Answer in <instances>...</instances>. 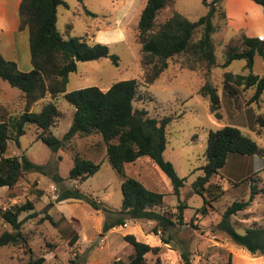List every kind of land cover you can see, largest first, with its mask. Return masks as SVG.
<instances>
[{"label":"rangeland","instance_id":"1","mask_svg":"<svg viewBox=\"0 0 264 264\" xmlns=\"http://www.w3.org/2000/svg\"><path fill=\"white\" fill-rule=\"evenodd\" d=\"M63 1L67 6L57 7L58 31L64 37L87 36L104 43L110 54L116 56L115 61L108 56L77 62L76 71L69 73L67 91L87 86L106 90L112 83L130 78L143 82L136 25L146 0ZM0 3V53L7 59L15 58L20 70L31 69L27 30L10 32L3 25L8 22L3 8L7 7L8 10L10 4L7 5L2 0ZM215 5L217 12L212 19L218 29L213 38L220 65L229 45L241 47L240 36L244 35V30H237L238 24L235 22L225 23L221 0ZM208 7L202 0H172L156 15L155 23H160L173 11L194 21L204 15ZM85 8L96 15L87 13ZM12 15L16 17V11ZM17 23L15 20L14 26ZM200 32V28L196 29L192 40L197 39ZM5 48L9 49L8 52H4ZM261 60L258 56L255 57L253 72H262ZM168 62V67L151 84L140 86L143 98L136 101V104L146 108L151 116L175 117L166 128L167 142L163 158L172 163L180 177L185 178L184 184L179 193L174 194L168 176L148 156L126 163L124 170L127 177L135 178L146 188L163 194V205L158 209L172 217L176 221L175 225L167 231L159 230L155 233L152 230L155 221L139 219L129 220L126 226H118L112 231L102 232V226L96 230L98 212L103 213L81 200L57 201V189L59 186H77L108 206L120 207L122 178L104 159L105 144L101 136L92 134L83 138L74 137L63 149L53 152L41 140L35 141L37 129L34 124L29 123L18 143L8 141L4 155L24 154L32 162L42 165L44 172L26 173L14 187H0V212L12 204L25 201H31L34 206L19 215L23 220L21 231L25 242L0 246V264H22L29 257L37 256H44V264H69L71 259L80 264H113L115 257L121 259L117 264H125L132 251L131 245L123 239L126 233L133 234L137 240L151 246H159L156 253L145 254V264H264V255L252 254L236 245L217 227L223 211L232 201L248 198L252 182L264 187V155L256 156L262 165L257 170V161L249 164L247 159H237L240 154H230L224 167L207 184L204 196L210 200L212 207L206 205V215L198 211L203 204V196L192 190L194 179L202 174L201 166L205 163L204 152L210 129L215 130L224 125L236 126L264 146V127L259 133L256 130V116L260 114L264 118V95L260 102L251 101L254 89L231 83L224 85L222 82L225 71L238 74L247 72L244 59L233 60L225 68L218 65L210 69L188 59L187 53L176 55ZM191 64H195V68L187 66ZM206 81L217 88L221 113L218 120L209 111L208 99L198 93L199 87ZM229 87L230 94L227 93ZM56 102L62 113L51 130L54 135L61 137L71 124L73 107L61 96ZM23 104L21 91L0 79V109L5 106L8 112L20 113ZM40 107L41 101L35 103L31 110L37 112ZM75 153L100 163L94 174L80 182L68 177ZM54 173L64 180L61 183L54 182ZM218 193L220 196L215 198ZM180 202L186 206L183 208L182 221L176 217ZM34 212L35 216L27 217L28 213ZM46 214L51 219H41ZM230 221L240 233L254 222H263L264 192L255 195L251 205L232 215ZM4 230H11V226L0 215V233ZM74 235L75 240L69 244ZM161 238L167 242H163ZM182 250L187 253L188 263L181 257Z\"/></svg>","mask_w":264,"mask_h":264},{"label":"trees","instance_id":"2","mask_svg":"<svg viewBox=\"0 0 264 264\" xmlns=\"http://www.w3.org/2000/svg\"><path fill=\"white\" fill-rule=\"evenodd\" d=\"M171 1L146 0L140 11L136 37L140 44L139 61L143 82L137 78H130L114 82L106 90L97 86H87L67 91L69 73L76 71L77 62L108 56L115 61L116 56L110 54L108 46L104 43L91 40L87 36L64 37L58 31L57 7L67 6L65 1L18 0L16 9L18 30H27L31 69L20 70L14 60L6 59L0 53V79L18 88L24 101L20 113H11L0 119V187H14L26 173L44 172L42 165L32 162L24 154L4 155L8 141L13 140L18 143L19 137L25 133L27 124L32 123L36 126L35 141L41 140L53 152L63 149L74 137L83 138L99 134L105 144L104 159L122 178L120 207L108 206L81 191L77 186H59L57 201L81 200L95 210L101 211L104 215L102 232L116 226H124L129 220L139 219L155 221L152 229L155 233L159 230L167 231L175 225L176 221L172 217L158 209L163 205V194L146 188L135 178L127 177L124 170L126 163L134 162L141 156H148L168 176L173 186V193H179L185 178L180 177L172 163L163 158V150L167 142L166 128L175 117L149 115L146 108L136 104V101L143 98L139 88L141 85L151 84L168 67L169 59L181 53H187L188 59L204 64L209 69L219 65L213 38L218 25L212 19L217 12L216 5L210 7L207 0H202L203 4L209 7L208 11L197 20L190 21L181 13L173 11L156 24V15ZM251 1L262 7L264 15V0ZM85 10L89 14L96 15L86 8ZM221 14L224 16L223 12ZM198 28L201 29L200 35L192 40ZM240 41V48L234 45L228 46L219 66L225 68L233 60L244 59L247 72L238 74L225 71L222 74V82L224 85L231 83L242 85L244 88H254L251 101L260 102L259 98L264 94V73L253 72V66L256 56L264 60V36L258 38L241 35ZM187 66L195 68V64ZM230 92L229 87L227 93ZM198 93L208 99L209 111L213 117L220 119L217 88L206 81L199 87ZM59 96L73 107L71 124L61 137L54 135L51 130L62 113L56 102ZM40 101L39 111L31 110L32 106ZM262 127H264V118L259 114L256 116L258 133ZM231 153L263 156L264 146L259 145L236 126L224 125L208 131L204 152L205 163L201 166L202 174L192 183V190L203 196V204L198 208L202 215L207 214L206 205L212 207L210 200L204 196L207 184L224 166L227 156ZM72 159L73 164L69 169L68 177L79 182L94 174L100 167V163H95L78 153H75ZM52 180L61 183L64 178L54 173ZM262 192L264 187L252 182L248 198L232 201L217 223V227L224 231L233 243L258 255H264V221L254 222L240 233L235 229L230 218L246 210L255 195ZM218 196L219 193L215 194V198ZM33 207L31 201H25L1 210V218L10 224L11 230L0 233V246L25 242V236L21 231L23 220L19 215ZM185 207L181 202L177 205L176 217L179 221H182ZM35 215V212L28 213L27 217ZM47 218L51 219L48 214L41 219ZM75 238L76 235L69 240V244H72ZM123 239L132 247L125 264H145V254L156 253L159 250V246H151L139 241L131 233L124 234ZM161 240L167 242L162 238ZM181 257L188 263L187 253L183 250ZM44 261V256L29 257L22 264H44ZM119 262H121L120 258L113 264ZM69 264L80 263L71 259Z\"/></svg>","mask_w":264,"mask_h":264},{"label":"crops","instance_id":"3","mask_svg":"<svg viewBox=\"0 0 264 264\" xmlns=\"http://www.w3.org/2000/svg\"><path fill=\"white\" fill-rule=\"evenodd\" d=\"M1 1V0H0ZM3 3H6L7 5L10 4V6L7 7L6 9L3 8L6 17V20L8 21L7 23L5 22L3 25H6V27H8V29H10L9 31L11 32H16L19 31L18 30V23H17V18L14 17L12 15V12H15L17 9V4H18V0H2ZM222 1V5H223V9H224V13H225V23L226 24H231V23H236L238 24L237 30H241V28L245 31H242L245 36H249V37H261L264 36V15H263V10L262 7L251 1V0H221ZM1 4V3H0ZM2 5V4H1ZM0 5V6H1ZM4 5V4H3ZM11 7V10H10ZM0 9L2 10V7H0ZM9 11V13H8ZM3 12V11H1ZM12 19V20H11ZM16 20L17 25L14 26V21ZM9 23H12L11 25ZM11 26V28H10ZM117 35V31L114 32ZM99 37V36H98ZM96 36V39H99ZM239 37V36H238ZM236 37V38H238ZM103 41V40H102ZM8 48H5L4 52H8ZM7 59V58H6ZM10 60H15V58H9ZM261 59V58H260ZM262 64H263V69L261 73L258 74H263L264 73V60H261ZM30 70V69H28ZM26 70V71H28ZM250 89V88H248ZM254 89V88H251ZM264 94H261L259 101L262 100V96ZM23 106L22 105V110H23ZM0 119H2L3 117H5L8 114H11L12 112L9 111L7 109H5V106H3V108L0 109ZM258 143V142H257ZM259 145H261V143H258ZM262 146V145H261ZM230 154L227 156L226 162L229 158ZM257 155H240L238 156L239 158H237L238 160L240 159L241 161L244 159L247 161H249V164H251L252 162H258V166L256 168H258L257 170H259V168H261V164L259 162V160H257L258 158H256ZM225 162V164H226ZM224 164V165H225ZM224 167V166H223ZM256 170V171H257ZM255 172V171H253ZM98 220L97 223L95 224V229L97 230L98 227L100 228L103 224V215L101 213L98 212ZM127 224L125 223V226ZM118 227V226H116ZM116 227H113L111 229H109L108 231H112L114 230ZM106 231V232H108ZM98 234H100L99 231H97ZM131 253V252H130ZM119 259V257H115V260Z\"/></svg>","mask_w":264,"mask_h":264},{"label":"water","instance_id":"4","mask_svg":"<svg viewBox=\"0 0 264 264\" xmlns=\"http://www.w3.org/2000/svg\"><path fill=\"white\" fill-rule=\"evenodd\" d=\"M217 1H218V0H211V1L209 2V6H210V7H213Z\"/></svg>","mask_w":264,"mask_h":264},{"label":"built area","instance_id":"5","mask_svg":"<svg viewBox=\"0 0 264 264\" xmlns=\"http://www.w3.org/2000/svg\"><path fill=\"white\" fill-rule=\"evenodd\" d=\"M259 38H263V36L259 37ZM125 225V224H124Z\"/></svg>","mask_w":264,"mask_h":264}]
</instances>
